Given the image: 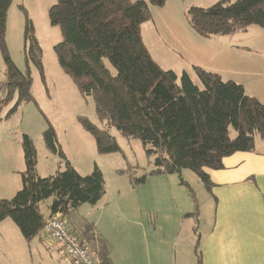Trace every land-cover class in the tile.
I'll return each instance as SVG.
<instances>
[{
	"label": "trees",
	"instance_id": "16d2710c",
	"mask_svg": "<svg viewBox=\"0 0 264 264\" xmlns=\"http://www.w3.org/2000/svg\"><path fill=\"white\" fill-rule=\"evenodd\" d=\"M12 0H0V50L6 62V80L0 83V120L14 114L22 103L37 102L31 93L30 71L13 62L5 44L7 13ZM166 0H57L49 9L52 25L59 27L61 40L54 52L62 69L86 96H92L98 117L126 137L139 138L148 156L154 157L152 173H179L190 169L208 191L213 183L207 169L224 167L223 159L238 151H252L256 134L264 138V103L249 95L243 84L223 80L217 72L195 66L202 83L190 74L162 69L144 44L141 25L151 18L149 3ZM192 27L202 36L233 34L252 24L264 29V0H219L209 7L192 6ZM27 63L44 73L42 49L32 22L26 26ZM107 59L115 73L106 66ZM17 94L15 104L2 118L3 110ZM79 120L96 140L100 153L121 150L114 136L84 116ZM49 123V122H48ZM232 130L235 136H232ZM48 150L58 153L65 168L41 177L37 173V149L22 133L25 170L22 187L11 198H0V220L11 219L26 241L44 233L50 216L63 217L80 205H96L107 193L102 170L95 165L89 174L79 173L63 152L53 126L43 132ZM119 173H123L119 170ZM146 176L133 178L134 184ZM52 198L46 217L40 203ZM194 201H197L193 195ZM196 208L194 213L197 214ZM70 227V226H69ZM100 264H113L111 245L103 236L84 229L76 234ZM56 242V241H55ZM198 245V244H196ZM197 264H202L197 250Z\"/></svg>",
	"mask_w": 264,
	"mask_h": 264
},
{
	"label": "rangeland",
	"instance_id": "374dc122",
	"mask_svg": "<svg viewBox=\"0 0 264 264\" xmlns=\"http://www.w3.org/2000/svg\"><path fill=\"white\" fill-rule=\"evenodd\" d=\"M217 1L166 0L162 6L149 3L151 18L141 25L144 44L162 69H172L178 74L189 70L192 79L200 87L202 83L194 71L195 66L217 72L223 80L241 83L249 95L264 99V29L252 24L242 32L207 37L197 33L189 21L188 11L192 6L209 7ZM56 2L12 0L8 9L5 44L18 68L23 72L30 71L31 93L38 105L32 101L22 103L11 117L5 119L3 130L17 125L20 130L13 136L17 133L20 142L17 144V153L15 146L11 145L10 155H6L8 147L0 133V164L16 161L18 156L21 159L18 164H24L26 168L21 145L22 133H26L37 149L36 167L39 176L46 177L64 169L65 161L58 153L48 150L44 141L43 132L50 123L57 133L63 152L79 173L89 174L95 165L102 170L108 191L107 204L117 206L123 215L119 226L128 230L135 224V230L139 232V243L135 246L128 245L126 249L117 252L114 241L118 264H170L169 232H180L179 237L192 235L186 244L189 253H185L182 259L195 260L193 218L185 214L199 207V211H202L200 220L204 225V220H210L213 216V196L190 169H182L173 174H153L152 171L156 169L154 157L146 154L141 140L124 136L117 128L108 126L106 121L98 117L93 97L83 95L58 63L54 45L61 40V33L59 27L52 25L49 19V9ZM28 20L32 22L34 34L42 49L44 76L33 62L26 61L25 47H29L30 43L26 42ZM104 63L115 73L107 59ZM6 67L0 50V83L6 80ZM16 100L17 94L2 114ZM80 116L86 117L101 129H107L121 150L100 153L94 136L83 127ZM232 136H235L234 130ZM119 170L123 173H119ZM16 172L8 174L3 170L0 185L14 179ZM142 176L147 177L145 182L133 183V178ZM19 181L18 189L22 187L21 178ZM17 188L11 185L0 187V198L13 197ZM193 195L197 201H194ZM50 201L48 199L40 203L44 213L48 212L47 204ZM107 204L104 206L108 207ZM102 209L98 205L85 203L63 218L76 234L89 239L93 232L98 234L101 223L106 220L107 212ZM84 229L88 230L89 235H83ZM42 234L44 240L37 236L26 241L11 219L0 220V264H66V258L58 253V243L47 233ZM191 263L195 264V261Z\"/></svg>",
	"mask_w": 264,
	"mask_h": 264
},
{
	"label": "crops",
	"instance_id": "0c3cea01",
	"mask_svg": "<svg viewBox=\"0 0 264 264\" xmlns=\"http://www.w3.org/2000/svg\"><path fill=\"white\" fill-rule=\"evenodd\" d=\"M150 54L152 56L151 52ZM152 58L155 60L153 56ZM186 72L191 76L189 70ZM260 100L264 103V99ZM5 114H2V118ZM4 122L5 118L0 120L1 137L8 147L5 153L10 155L11 145L15 146L17 153V144L20 142L17 133L20 128L13 125L12 129L3 130ZM15 132L17 133L13 136ZM9 135H11L10 138H8ZM223 162V168L207 169L213 183L210 191L214 198L212 218L205 219L204 225H202L200 220L202 211H199V207H197V214L194 213L196 208L185 214V216L193 218L194 254H197V246V250L201 252L202 264H264V138L256 135L254 150L235 152L226 156ZM18 163H21V159L17 156L16 161L0 164V176L3 170H6L8 174L17 171L14 179L6 181L0 187L11 185L17 188L20 186V173L25 168L24 164L21 166ZM4 180H6L5 176ZM107 194L108 191L103 199L96 204L100 210L104 208L108 215H106L104 223L97 221L99 224L101 223L98 234L110 243V257L113 264H118L114 254V241H116L117 252L126 249L128 245L135 246L139 243V239H137L139 232L135 230V224L128 230L119 226L122 223L123 215L118 211L117 206L107 204ZM50 199L51 201L47 204L48 212L44 213L41 210L46 217L50 215L49 206L52 198ZM105 203L108 207L104 206ZM137 223L140 224V222ZM109 231L113 233V236H110ZM179 233L169 232L168 234L170 264H193L191 261H195L197 264V255L195 260L182 259L185 253H189L186 244L192 235L186 234L184 237H179ZM43 237L45 236L41 234L39 238L44 240ZM56 245L58 253L65 259L61 253L60 245ZM65 262L70 264L66 259Z\"/></svg>",
	"mask_w": 264,
	"mask_h": 264
},
{
	"label": "built area",
	"instance_id": "2783aa9c",
	"mask_svg": "<svg viewBox=\"0 0 264 264\" xmlns=\"http://www.w3.org/2000/svg\"><path fill=\"white\" fill-rule=\"evenodd\" d=\"M44 232L60 245L61 253L70 264H100L94 254L73 234L62 215L50 216Z\"/></svg>",
	"mask_w": 264,
	"mask_h": 264
}]
</instances>
